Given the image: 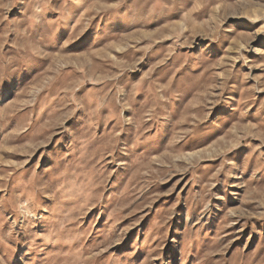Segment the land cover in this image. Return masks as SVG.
<instances>
[{"label": "rangeland", "instance_id": "1", "mask_svg": "<svg viewBox=\"0 0 264 264\" xmlns=\"http://www.w3.org/2000/svg\"><path fill=\"white\" fill-rule=\"evenodd\" d=\"M0 264H264V0H0Z\"/></svg>", "mask_w": 264, "mask_h": 264}]
</instances>
